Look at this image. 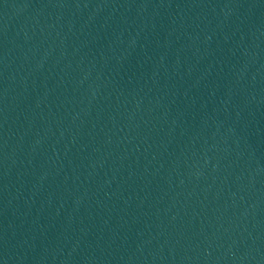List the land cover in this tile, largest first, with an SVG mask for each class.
<instances>
[{"label":"water","instance_id":"1","mask_svg":"<svg viewBox=\"0 0 264 264\" xmlns=\"http://www.w3.org/2000/svg\"><path fill=\"white\" fill-rule=\"evenodd\" d=\"M0 264H264V0H0Z\"/></svg>","mask_w":264,"mask_h":264}]
</instances>
